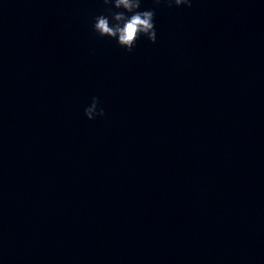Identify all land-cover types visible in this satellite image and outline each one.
I'll return each instance as SVG.
<instances>
[{
  "label": "clouds",
  "instance_id": "clouds-1",
  "mask_svg": "<svg viewBox=\"0 0 264 264\" xmlns=\"http://www.w3.org/2000/svg\"><path fill=\"white\" fill-rule=\"evenodd\" d=\"M102 2L107 7L108 15L100 14L94 18L93 31L99 36L116 40L118 45L129 53L133 51L141 36L146 37L153 44L156 43L154 9L141 11V0H102ZM161 2L162 0H154L157 5ZM163 2L169 7L183 5L191 8L193 0H163ZM84 114L89 120L105 115L98 97L92 98L90 105L84 109Z\"/></svg>",
  "mask_w": 264,
  "mask_h": 264
}]
</instances>
